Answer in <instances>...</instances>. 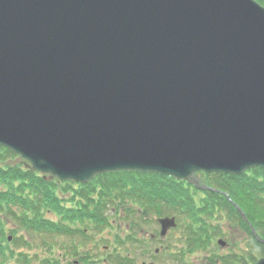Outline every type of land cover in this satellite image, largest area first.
Listing matches in <instances>:
<instances>
[{"label": "water", "instance_id": "water-1", "mask_svg": "<svg viewBox=\"0 0 264 264\" xmlns=\"http://www.w3.org/2000/svg\"><path fill=\"white\" fill-rule=\"evenodd\" d=\"M0 145L61 182L264 168V7L0 0Z\"/></svg>", "mask_w": 264, "mask_h": 264}, {"label": "trees", "instance_id": "trees-1", "mask_svg": "<svg viewBox=\"0 0 264 264\" xmlns=\"http://www.w3.org/2000/svg\"><path fill=\"white\" fill-rule=\"evenodd\" d=\"M256 1L264 7V0ZM15 157L16 155L11 151L0 146V264H5L4 262L14 255L12 246L15 238L18 237V228L33 234L83 236L88 224L95 227L107 220L103 216V209L109 203L108 199L120 200L123 203V199L128 198L133 203L131 198L134 196V199L135 195L143 196V199L163 205L168 211L171 210L175 214H187L188 219L195 223L193 225L186 221L183 224L182 230L187 234L185 240L187 239L188 247H193L191 240L195 238L196 228L200 230L202 218H210L215 215L214 207L217 198L223 200L230 212L236 213L237 216L239 213L234 205L238 206L248 220L264 232V168H252L240 175L203 174L207 179L209 176L212 177L211 180L209 179L211 184L208 186L221 193L207 190L205 194L212 198L209 200L208 197L207 199L203 197L197 203L195 197L188 194L190 188L188 183L176 181L169 176L153 173L117 172L115 173L117 177L111 182V188L108 187L109 184H104L105 182L98 188L94 187L92 183L100 178L103 180L104 176H112L111 174L114 173L101 174V176H97L98 178L82 184L72 181L59 183L56 179L43 178L40 174L29 171L25 166L4 164L3 160ZM122 176L125 180L120 179ZM69 183L73 186L68 185ZM67 186L70 187V198H64L68 203L64 204L58 193L61 195L67 193ZM116 189H119L118 196L117 194L113 195ZM225 195L230 199H227ZM75 197L78 198V201H74ZM74 203L77 205L74 206ZM248 212H251V215ZM46 213L54 217L48 218ZM239 219L243 223L240 216ZM6 221L11 222L14 226L8 233L5 232L8 225ZM80 223L82 226L79 227ZM243 224L245 225V223ZM81 227L82 229H79ZM245 229H248L246 225ZM8 236H11L10 242L7 241ZM250 240L253 241L252 238ZM118 243L123 244L122 239H119ZM253 245H260V248H264L263 244L255 241ZM75 247H77L76 244L74 245V255H77L78 259L75 264H99L100 261L97 260L89 261L88 253L84 256L78 255ZM22 254L24 253L20 252L19 256ZM22 257L19 259L21 260ZM23 259L25 260L24 257ZM106 260L105 258L101 261L104 264ZM48 264H58V262L49 261ZM116 264H125L120 261V254L119 262ZM127 264L136 263L132 261Z\"/></svg>", "mask_w": 264, "mask_h": 264}, {"label": "rangeland", "instance_id": "rangeland-1", "mask_svg": "<svg viewBox=\"0 0 264 264\" xmlns=\"http://www.w3.org/2000/svg\"><path fill=\"white\" fill-rule=\"evenodd\" d=\"M16 155V154H15ZM4 164H18L24 166L27 162L16 155L15 158H10L3 160ZM112 176H104L103 180L97 179L95 183H92L94 187H100L101 184H109L108 187L111 188V182L117 177L115 172ZM103 173V174H108ZM98 177L101 174L97 175ZM95 176L94 178H98ZM200 178V183L202 185H210V180L203 175V173L198 174ZM93 178V179H94ZM91 179V181L93 180ZM120 179L125 180L122 176ZM210 179V180H209ZM71 181V180H70ZM74 182V181H73ZM98 182V183H97ZM119 182V181H118ZM127 182H129L127 180ZM122 182H120L121 184ZM200 183L198 182V187H194L190 184L188 189V194L195 197V201L199 203L203 197H208L210 200L212 196L205 194L206 189L199 188ZM123 184V183H122ZM68 185L73 186L71 183ZM126 183L124 184V187ZM197 186V185H196ZM67 193L59 196L63 200L64 204H68L64 198H70V187L67 186ZM76 188V187H74ZM118 190L116 189L113 195L118 196ZM119 194H121L119 192ZM116 196V197H117ZM132 196V200L124 198L123 203L120 200L113 201L111 199L109 203L103 209V216L106 217V221L102 224L93 227L88 224L85 228V235H72L68 236H56L50 235L49 233L33 234L29 233L23 229L17 231V236L13 243V253L14 255L7 259L5 264H48L49 261L52 263L58 262V264H74L77 255H74V245L77 247V254L84 256V254H89L88 260H97L99 264H103L101 260L107 259L104 264H116L119 262V254L124 252V246L118 243L119 239H124L126 234L132 232L131 227H127L126 224L141 223L142 231L146 230V236L152 232H156L161 229L160 223L157 221L162 218H176L177 222L174 221L175 227L169 226L166 228V236L159 238V240L154 241L145 245H140L139 250H135L136 255L133 256L134 250L131 245H127L128 256L132 257L136 264L149 263L152 264H253V262L264 257V248L255 246L252 238V229L257 234L258 238L264 240V232L260 228H256L252 221H249L245 216L243 223L248 227L245 229V225L240 222L239 216L233 214L228 209L226 203L221 199H216V206L214 207L215 215L210 218H202L200 225V230L196 228L194 237L192 238V246L188 247L186 245L187 239L185 240L186 233L182 230L183 224L186 221L195 224L193 221L188 219L187 214H175L171 210L168 211L163 205L151 202L148 199H143V196ZM230 199V198H229ZM191 200V198H190ZM74 201H78V198H74ZM231 201V200H230ZM232 202V201H231ZM233 203V202H232ZM70 204V203H69ZM77 204L74 203V206ZM138 214L139 218L135 215ZM251 212H248L249 215ZM48 218L54 217L46 213ZM242 219V217H241ZM157 220V221H156ZM134 222V223H135ZM252 222V223H251ZM6 223H8L6 221ZM160 227H159V225ZM79 227L82 226L81 223L78 224ZM14 228L11 222L6 226L5 232L8 233L10 229ZM79 229H82L79 228ZM139 229L133 231V235L141 239L144 237V233L141 234ZM262 236V237H261ZM117 238V239H116ZM253 239L251 241L250 239ZM181 239L183 240L181 242ZM219 240L223 241V244H219ZM123 243V241H122ZM120 245V246H119ZM154 248H158L157 257L150 260V255L153 254ZM126 249V248H125ZM184 251V255L180 258L181 251ZM18 252H23L22 256H19ZM124 252L123 254H125ZM122 254V255H123ZM76 256V257H75ZM22 257L20 260L19 258ZM55 260V261H54ZM87 264V263H85Z\"/></svg>", "mask_w": 264, "mask_h": 264}, {"label": "flooded vegetation", "instance_id": "flooded-vegetation-1", "mask_svg": "<svg viewBox=\"0 0 264 264\" xmlns=\"http://www.w3.org/2000/svg\"><path fill=\"white\" fill-rule=\"evenodd\" d=\"M135 215L137 216L138 214H135ZM137 217L139 218V216H137ZM134 222L135 221H133L132 223H130L131 225H129L128 223L126 224V226L128 228L131 227L130 230H132V232L129 233V234H126L125 237H124V239H122V241H123L122 246H124V249L123 250L126 253L123 254L124 253L123 252V253L120 254V261L121 262H124L125 264H127V262H130L131 263L133 261L132 257L128 256L129 254L127 252V245H131L133 247V250H134L133 256H134V255H136V252H135L136 249L139 250V251H142V249H140L141 248L140 245H143L142 243H144L145 245H147L149 243V241H150V243H153L154 241L159 240V238L166 236V232L164 234H161V230L158 231V235H156V232H152V233H150L149 235L146 236V232L147 231L144 230V229L142 231V228L140 227L141 226V223H140L141 221L139 223H136V222L134 223ZM157 223H158V221H157ZM159 227H160V225H159ZM135 229H137V230L139 229V232H141V234L144 233V237H141V239H139V238H137V236H134L133 235V231ZM158 252H160V250L158 248H154L153 254H151L150 257H149L150 260L155 259V257H157ZM182 255H184V251L183 250L181 251L180 258L182 257ZM136 263H137V261H136ZM141 264H152V261H150L149 263H144L143 262Z\"/></svg>", "mask_w": 264, "mask_h": 264}]
</instances>
